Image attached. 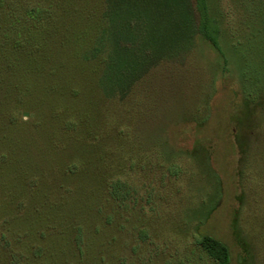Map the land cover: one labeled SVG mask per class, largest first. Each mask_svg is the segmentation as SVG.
<instances>
[{
  "label": "rangeland",
  "instance_id": "374dc122",
  "mask_svg": "<svg viewBox=\"0 0 264 264\" xmlns=\"http://www.w3.org/2000/svg\"><path fill=\"white\" fill-rule=\"evenodd\" d=\"M9 1L6 17L55 0ZM208 3L221 54L198 32L195 0H70L92 32L82 53L51 59V77L45 57L1 77L0 177L45 264H219L205 235L229 264H264V0ZM18 96L33 111L8 124ZM49 219L81 226V248L71 231L40 229ZM25 247L0 245V264H18Z\"/></svg>",
  "mask_w": 264,
  "mask_h": 264
},
{
  "label": "trees",
  "instance_id": "16d2710c",
  "mask_svg": "<svg viewBox=\"0 0 264 264\" xmlns=\"http://www.w3.org/2000/svg\"><path fill=\"white\" fill-rule=\"evenodd\" d=\"M68 1L70 0L62 1V4H64V7L61 6L62 8H56L59 0L52 1L42 8H38V6L29 8L25 11L24 15L15 14L14 12L9 11L6 17L2 11L0 12L1 21L4 19L5 22L11 24V30L2 31L0 28V78L2 76L10 75L9 72L11 71L12 64L20 62L23 58L35 60L42 57H45L48 62V76L51 77V75L55 74V70L61 68V65L56 68L51 67L52 65L49 63L51 59L54 64H58L59 58L63 59L68 56L73 59L79 52L82 53L84 50L82 46L84 42L82 43V40L88 39L90 35H92V32L85 28H79L75 21L77 14L71 10V7L65 5ZM9 3L11 6L12 0H10ZM195 4L196 10L199 14L198 32L200 36L208 41L213 47L217 48L221 54L217 38L218 28L211 17L208 0H195ZM59 9L63 11L60 13L62 14V16H60L62 17L60 22L58 21L59 17L57 15L59 14ZM21 19L22 21H25V23H22ZM19 21L21 22V25H19ZM1 82L2 78L0 79V87L2 86ZM67 85L69 86L70 83ZM69 92L71 97H73V85L69 87ZM14 102L16 110L14 111V116H11L8 120V124L12 122V124L22 125L19 121L20 112L23 110L29 112L33 110L26 106V103L21 96L14 98ZM6 119L7 116L5 115V120ZM241 150L240 146L237 147L240 157H244ZM71 175L72 170L70 168L62 175L63 182L59 188L62 189L61 195L63 196L70 193V191L65 189V183L71 181ZM108 187L110 197L116 200L122 196L120 182L112 183V185L110 184ZM8 190L9 187H7L5 180H2L0 177V204L5 200V204H2L3 210H1L0 213V245H3L5 249L9 250L10 248L12 249L13 242L14 245L16 243L17 246L18 244L22 246L24 243L26 246L25 248H27L28 256L26 257L23 253L20 254L14 251V260H18L19 256L21 262L19 260L18 264H21L23 261L26 262V264H45L44 259L48 257V254L37 244H34L31 241L30 243L26 242V238H29L30 235L27 236L26 233L22 231L23 224L17 220L19 219L18 214L22 209L23 203L21 202L16 206L14 202L15 200L7 198L10 196L9 194L12 193ZM50 221L51 219L47 221L45 220V223L40 229L44 227L51 228V230L48 231L50 234L57 233L62 236V238H65V230L69 232L71 231L70 233L72 234V237L70 239L71 241L68 242V245L73 248H81V244L84 242V230L81 229V226L79 227L77 224H67V227L62 229L57 228V226L55 224L53 225ZM40 229L38 228L37 230ZM75 233H77V235ZM74 234L75 236L73 238ZM36 235L38 241L44 238V233L39 234L38 232ZM23 240H25V242ZM200 246L210 258L219 264H229V249L221 241L205 235L200 240ZM22 250H24V248H22ZM23 257H25V260H23Z\"/></svg>",
  "mask_w": 264,
  "mask_h": 264
}]
</instances>
